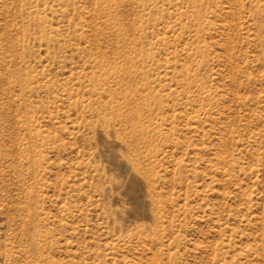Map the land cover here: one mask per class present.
I'll return each mask as SVG.
<instances>
[{
  "label": "rangeland",
  "instance_id": "rangeland-1",
  "mask_svg": "<svg viewBox=\"0 0 264 264\" xmlns=\"http://www.w3.org/2000/svg\"><path fill=\"white\" fill-rule=\"evenodd\" d=\"M0 264H264V0H0Z\"/></svg>",
  "mask_w": 264,
  "mask_h": 264
},
{
  "label": "bare ground",
  "instance_id": "bare-ground-1",
  "mask_svg": "<svg viewBox=\"0 0 264 264\" xmlns=\"http://www.w3.org/2000/svg\"><path fill=\"white\" fill-rule=\"evenodd\" d=\"M132 113H133V112H132ZM133 115L135 116V115H136V113H133ZM137 115H138V114H137ZM134 116H133V117H134ZM135 117H136V116H135ZM134 120H135V119H134Z\"/></svg>",
  "mask_w": 264,
  "mask_h": 264
}]
</instances>
